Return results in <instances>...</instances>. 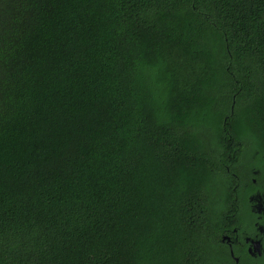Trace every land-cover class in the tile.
Returning a JSON list of instances; mask_svg holds the SVG:
<instances>
[{"label":"trees","instance_id":"1","mask_svg":"<svg viewBox=\"0 0 264 264\" xmlns=\"http://www.w3.org/2000/svg\"><path fill=\"white\" fill-rule=\"evenodd\" d=\"M257 195L264 0H0V264H252Z\"/></svg>","mask_w":264,"mask_h":264},{"label":"flooded vegetation","instance_id":"2","mask_svg":"<svg viewBox=\"0 0 264 264\" xmlns=\"http://www.w3.org/2000/svg\"><path fill=\"white\" fill-rule=\"evenodd\" d=\"M254 196L249 204L251 215L244 216L240 228H232V235L222 236L221 241L227 245L229 252L236 245L246 260L252 264H264V226L261 223L264 211L254 208Z\"/></svg>","mask_w":264,"mask_h":264},{"label":"rangeland","instance_id":"3","mask_svg":"<svg viewBox=\"0 0 264 264\" xmlns=\"http://www.w3.org/2000/svg\"><path fill=\"white\" fill-rule=\"evenodd\" d=\"M253 204H255L254 205V208L255 209H262V211H264V201L262 200V198L260 197V196H256L255 198H254V203Z\"/></svg>","mask_w":264,"mask_h":264},{"label":"water","instance_id":"4","mask_svg":"<svg viewBox=\"0 0 264 264\" xmlns=\"http://www.w3.org/2000/svg\"><path fill=\"white\" fill-rule=\"evenodd\" d=\"M231 255H232V252H231ZM234 261H235V263H237L238 262V259L237 258H234Z\"/></svg>","mask_w":264,"mask_h":264}]
</instances>
